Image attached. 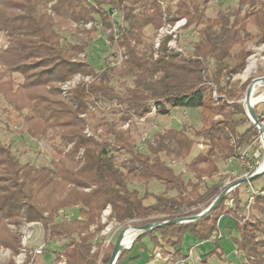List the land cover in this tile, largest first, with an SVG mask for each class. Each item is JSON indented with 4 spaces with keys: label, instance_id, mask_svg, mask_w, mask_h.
Instances as JSON below:
<instances>
[{
    "label": "trees",
    "instance_id": "16d2710c",
    "mask_svg": "<svg viewBox=\"0 0 264 264\" xmlns=\"http://www.w3.org/2000/svg\"><path fill=\"white\" fill-rule=\"evenodd\" d=\"M209 2L0 0V34L7 43L0 48V98L7 107V120H0V125L9 129V122H14L19 126L14 133L35 141L47 137L51 149L47 164L23 162L0 138V249L9 251L0 264H16L21 229L32 222L41 225L48 239L64 241L54 262L63 257L65 264H108L117 236L127 225L191 217L216 197L220 185H207L218 172L216 157L236 158V146L257 132L237 102L248 82L231 83L230 78L245 68L247 45L264 43V0H236L235 6L218 8L214 17L205 14ZM113 7L120 14L115 32L108 16ZM181 18L185 19L181 28L192 27L197 37L188 48L178 42L181 51H176L166 45V35L156 51L146 29L155 34L163 24ZM92 20H99L110 45L121 49L119 66H109L105 60L95 69L86 60L95 26L77 29L81 37L76 36L75 42L63 41L62 31L69 24L84 26ZM75 74L91 79L62 93L56 83ZM97 101L120 106H110L108 113L90 111ZM152 103L157 115L178 107L199 108L201 127L192 130L183 122L178 129L155 130L140 149L132 128L120 124L133 115L142 116ZM86 124L94 132L100 129L97 138L84 133ZM198 142L202 148L190 157ZM162 155L183 161L188 176L176 173ZM150 180L162 183L164 191L146 204L148 192L140 195L130 184ZM239 189L232 193V207L223 198L202 218L141 231L114 264L137 258L130 252L143 237L152 243L150 259L159 247L161 256L175 264L187 256L177 248L184 233L211 238L223 214L237 223L239 234L230 237L245 264H264V194L254 197L244 220ZM106 206L109 219L121 227L114 241L104 246L100 216ZM69 209L76 215L63 216ZM253 211L261 217H253Z\"/></svg>",
    "mask_w": 264,
    "mask_h": 264
},
{
    "label": "rangeland",
    "instance_id": "374dc122",
    "mask_svg": "<svg viewBox=\"0 0 264 264\" xmlns=\"http://www.w3.org/2000/svg\"><path fill=\"white\" fill-rule=\"evenodd\" d=\"M170 0H162L163 4L165 5ZM176 2V0H172V3ZM236 0H210L208 7L205 11L206 16L214 17L216 15V11L218 8H223L226 5L235 6ZM107 6L105 5V8ZM104 8V7H103ZM77 29H85L82 24H69L67 26L66 31H62V35L64 36V42H75L77 40L76 36ZM102 32L100 29L96 28V31L91 34L93 39L88 44L85 49L86 60L92 65L95 69H100L104 63V61H108L110 57L114 55L116 51V46H104L101 39ZM146 34L148 37H153V30L151 28L146 29ZM81 37V36H79ZM197 37V32L192 28L187 29H180L178 34V42L179 46L182 48H188V44L190 40H194ZM6 42L2 34H0V48L6 46ZM254 43L251 42L247 45V50ZM250 52V50H249ZM250 54V53H249ZM264 66H259L257 70V74H262ZM19 78V77H18ZM20 80V79H18ZM231 83L239 82L243 83L241 77L237 74L233 75L230 78ZM248 82V81H246ZM59 86L60 90L63 92V85L62 82L56 83ZM67 89V88H66ZM68 91V90H66ZM243 95V94H242ZM241 95V96H242ZM263 107V104L258 105V109ZM109 106H106L105 110L108 113ZM7 107L4 101L0 98V120L5 121L7 120ZM185 113L183 114V112ZM175 118H180L178 123ZM86 121H89L88 116H85ZM183 122H187L192 130L198 129L201 127V115L199 108H184L178 107L171 109L170 113L167 115H157L153 120V125L150 127L148 124L140 125L136 131H133L134 138L137 139L140 137L142 132H147L150 135L153 134L155 130H162L164 128L169 127L173 128H181V124ZM246 125L240 127L243 130ZM19 130V126L14 124V122H9V129H5L4 125L1 123L0 125V138L3 142L10 144L12 150L16 152L20 156L21 161H31L35 164H47L51 149L49 146V141L47 137H43L37 141L31 139L26 134L14 133L12 130ZM190 130V133H192ZM200 148L197 144H194L190 157L194 155ZM123 156H120L121 158ZM164 160L168 161L170 165H172L173 170L176 173L183 172V175L186 178L188 173L184 170V162L180 160H168L164 155H162ZM216 164L218 166V172L207 181V185L210 186L213 183H218L219 185L223 183L224 176L227 173L236 172L237 174H241L245 171L242 167L241 162L237 158H229L227 160H222L219 157H216ZM264 175L259 176L252 180V185L254 187H259L263 184ZM130 187L136 188L140 195L144 192H148L149 196L144 200V202L152 203L153 197L152 195L160 194L164 191V186L157 180H150L147 184L144 182H132ZM239 192L241 194L242 199H244V184L240 187ZM213 201V200H212ZM205 209V208H204ZM203 210V209H202ZM253 217H261L260 213L257 211H253ZM76 215L75 209L67 210L63 216L73 217ZM239 216V215H238ZM252 217V219H253ZM106 223V222H105ZM128 226V225H127ZM11 227V226H10ZM126 228V227H125ZM123 228L122 230H124ZM32 230V239L28 242V248L34 247L37 243L44 244V252L43 254L37 256L34 260L35 264H53L54 257L57 251L61 250V246L63 245L62 239H48L42 230L40 224H34L29 227ZM105 229V227H104ZM103 229V230H104ZM131 229V228H130ZM129 228L126 231L130 230ZM217 229L218 231L214 233V237L217 238H208L205 240L198 239L193 235L191 231H186L183 235V239L181 243L178 245L177 248L181 249L182 254H188V250L192 247V253L187 258V262H193L194 264H245V257L240 253L239 257H235V250L236 245L231 239L232 237H237L239 234V229L237 223L234 218H232L228 214H223L219 217L217 221ZM121 230V231H122ZM112 230L104 235V242L106 243L108 240L114 241L115 236L118 230ZM22 233V232H21ZM140 232H136L134 237H136ZM159 247L153 249V257L150 260V253L152 250V243L148 237H143L140 241L136 243L132 251L130 252L131 255L138 256L135 259L130 261H126L121 264H142L143 262H147L149 264H172L168 259H165L161 256L159 252ZM0 263L7 259V255L1 256ZM161 259V260H160ZM164 259V261H163ZM151 261V262H150Z\"/></svg>",
    "mask_w": 264,
    "mask_h": 264
},
{
    "label": "built area",
    "instance_id": "2783aa9c",
    "mask_svg": "<svg viewBox=\"0 0 264 264\" xmlns=\"http://www.w3.org/2000/svg\"><path fill=\"white\" fill-rule=\"evenodd\" d=\"M108 16L111 19L113 25L112 29L113 31H117L118 24L120 22V14L119 9L117 8H111L108 11ZM185 24V19L181 18L175 21L173 24L165 23L163 24L154 34L152 38L153 47L156 51H158L162 39L168 35L169 38L167 40V46L169 48H173L176 51H181V48L178 46V34L181 27ZM92 26H95L97 29H100L102 32H104L101 35V39L103 40L104 44L107 46H110V39L107 36V32L103 30L102 24L99 20H92L88 21L84 24L85 28H91ZM250 54L247 57L245 68L238 73L237 75L242 78L244 82L248 81L247 87L251 84V92H250V98H249V104L252 106L257 120L251 118V116L248 113V106L245 101V92L242 95L240 99L237 100V102H240L246 112L247 117L249 118L251 124L253 125V128L256 129V135L251 136L249 139L246 138L236 146V152L237 156L236 158L239 159V161L242 164V167L245 169V171L241 174H237L236 172L227 173L224 176V181L219 186L218 194L216 197L221 193L224 192V198L226 206L232 207L234 203V199L232 196V193L238 188L241 187V184H244V193L245 197L243 199V212H244V220L249 217V207L250 204L253 202V199L256 195L264 194V181L263 184L259 187H254L252 185V180H249V178L255 174H259V176H262L264 174V73L257 74L258 67L264 66V43L259 44H253L250 47ZM156 55V52L154 56ZM80 56H84L83 53L80 54ZM123 55L121 49H116L114 52V55L110 57V59L107 61V64L109 66H119L122 62ZM264 72V68H263ZM91 77L86 75H80L75 74L72 76V78L65 80L62 82L63 85V92L65 93L66 90H69L73 85L76 83L83 81L88 82L90 81ZM67 88V89H66ZM213 97L217 99V96L215 92H213ZM252 99V100H251ZM107 103H102L100 101L95 102L93 105L91 104L89 106L90 111H96L97 109H105L106 106H112V107H119L120 105L116 103H112V105H106ZM263 104V107L258 109V105ZM82 116H85V114H82ZM157 116L156 114V105L153 103L149 105V110L143 114L142 116H131L124 122L120 124L121 128H138L140 125L148 124L150 127L153 125V120ZM147 132H142V134L139 137V148H143L148 141H151V135ZM100 132V129H97V131H92L88 124L85 125L84 133H86L88 136L92 135L95 138H97V134ZM232 142H235V139H232ZM197 146L199 148H202L201 143H197ZM258 176V177H259ZM241 179H244V182H240ZM215 197V198H216ZM214 198V199H215ZM213 199V200H214ZM61 215L62 212H59ZM110 207L106 206V208L102 211L100 219L101 222L105 224V229L102 230V234H105L110 232L111 230L113 232H116L115 230H119L121 227V224L110 220ZM106 222V223H105ZM39 224L37 222L27 223L23 226L21 229L22 231V237H21V243H22V249L21 251L14 256V261L16 264H35L34 260L37 256L43 254L44 252V244L43 243H37L34 247L28 248V242L32 239V230L29 229L31 225ZM125 228V227H124ZM127 228L134 229V234L136 232H141V229L134 228L131 225L126 226L124 231ZM134 234L131 236L130 242L127 247H130L132 244L134 237ZM218 237V236H217ZM212 235L211 238H217ZM110 240H108L106 243L104 242V246H106ZM192 253V247L188 250V254L185 258H181L175 262V264H194L193 262H187V258ZM7 255L9 256V251L6 249H0V259L1 256ZM240 253L235 250V257H239ZM53 264H65V259L61 257L57 262H53ZM148 264V263H143Z\"/></svg>",
    "mask_w": 264,
    "mask_h": 264
},
{
    "label": "water",
    "instance_id": "95a60500",
    "mask_svg": "<svg viewBox=\"0 0 264 264\" xmlns=\"http://www.w3.org/2000/svg\"><path fill=\"white\" fill-rule=\"evenodd\" d=\"M250 92H251V84L246 88L245 101H246V104L248 106L249 115L251 116L252 119H254L256 121L257 118H256V115H255V112H254L252 106L249 104ZM258 176H259V174H255V175L251 176L249 178V180H253V179L257 178ZM244 181H245L244 179L240 180V182H244ZM223 198H224V192H221L205 209H203L200 213H198V214H196L194 216H191V217L180 218V219H172V220H165V221L158 222V223L145 224V225L140 226V227H134V226L133 227L141 229L143 231V230L150 229L152 227H160V226H163V225H166V224H173V223H177V222H184V221H190V220L199 219V218H202L203 216H205L207 213H209L213 208H215V206H217V204ZM123 233H124V230L120 231V233L117 236V239H116V241L114 243L113 250L111 252L110 260H109L108 264H114L116 259H117L118 254L122 250L129 248V247L120 248V246H119V243H120V240H121V238L123 236ZM134 239H133V241H134ZM133 241H132V243H133Z\"/></svg>",
    "mask_w": 264,
    "mask_h": 264
},
{
    "label": "bare ground",
    "instance_id": "6f19581e",
    "mask_svg": "<svg viewBox=\"0 0 264 264\" xmlns=\"http://www.w3.org/2000/svg\"><path fill=\"white\" fill-rule=\"evenodd\" d=\"M133 234H134V229H130L129 231L128 230L124 231L123 236H122L120 243H119L120 248H125L128 246L130 239H131V236Z\"/></svg>",
    "mask_w": 264,
    "mask_h": 264
},
{
    "label": "crops",
    "instance_id": "0c3cea01",
    "mask_svg": "<svg viewBox=\"0 0 264 264\" xmlns=\"http://www.w3.org/2000/svg\"><path fill=\"white\" fill-rule=\"evenodd\" d=\"M185 113V111L183 112V114ZM179 119L180 118H175V120L177 121V123H178V121H179ZM170 125H168V127H169ZM176 129H178V127L176 128ZM151 260V259H150ZM161 260V259H160ZM163 261H164V259H163ZM151 262V261H150ZM165 262V261H164ZM145 263H147V262H145ZM149 264V263H148Z\"/></svg>",
    "mask_w": 264,
    "mask_h": 264
}]
</instances>
